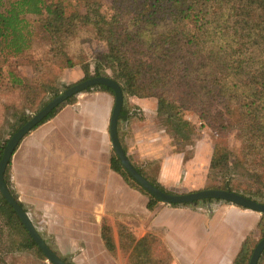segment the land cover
<instances>
[{"label": "trees", "instance_id": "trees-1", "mask_svg": "<svg viewBox=\"0 0 264 264\" xmlns=\"http://www.w3.org/2000/svg\"><path fill=\"white\" fill-rule=\"evenodd\" d=\"M72 1L79 3L82 10L67 13L60 4L45 0H0V56L17 61L29 52L33 33L27 16L37 18L54 56L62 53L61 45L78 29H88L105 44L103 59L109 65L112 77L101 73L100 68H90L89 64L67 59V69H80L82 78L79 82L105 77L118 84L124 99L154 98L157 116H165L168 124L176 119L175 129L172 130L178 136H181L179 131L182 129L190 131L191 125L181 117L184 113H194L214 135L221 134L223 130H218L212 121L222 115L224 108L226 114H231L234 102L235 107L243 113L239 120L232 122L239 136L248 140L257 138L264 144V0ZM4 85L18 88L24 97L33 91L32 82L15 73H8ZM97 89L113 97L111 89L105 86H95L85 92ZM73 98L64 103L72 102ZM217 107L219 111L211 115L213 108ZM58 108L53 109L37 126L51 118ZM26 110L32 113V105ZM29 116L24 111L16 115L9 126V136L22 127ZM128 117V110L122 105L117 135L119 123ZM228 126L226 123L219 127L223 129ZM249 135L251 138H248ZM6 143V140L0 141V159ZM263 144L261 146L264 148ZM121 148L126 155V148ZM154 162L149 161L151 164ZM9 165L3 176L4 184L10 196L22 208L11 189ZM131 165L143 177L139 168ZM227 166V154L220 153L215 147L209 171ZM110 167L126 184L148 198V210L159 202L125 172L114 152ZM144 179L159 191L173 194L154 180ZM206 190L229 191L264 204L261 194L238 191L228 184L207 185ZM0 220L8 236H19V241L12 240L16 251H35L43 257L1 194ZM263 221L264 215L260 216L256 227L260 240L264 238ZM119 237L118 245L132 246L134 257L144 249L148 251V244L158 240L147 236L136 241L124 229H120ZM101 239L105 250L112 256L115 245L109 233L103 232ZM254 247L250 237H247L231 264H248Z\"/></svg>", "mask_w": 264, "mask_h": 264}, {"label": "crops", "instance_id": "crops-1", "mask_svg": "<svg viewBox=\"0 0 264 264\" xmlns=\"http://www.w3.org/2000/svg\"><path fill=\"white\" fill-rule=\"evenodd\" d=\"M64 76L82 78L75 69ZM123 105L129 117L118 125V140L143 177L169 192L204 188L200 173L210 161L207 164L201 154L186 161L167 146L166 135L151 123L156 102L132 97ZM112 106L113 97L106 92H82L16 147L9 182L43 242L54 245L70 264H106L112 257L103 246L102 233L107 230L117 247L124 229L136 241L158 239L172 264H231L242 242L257 232L260 215L219 201L195 207L158 202L148 210V198L110 167ZM134 108L138 117L131 114ZM149 161H157L154 178L144 174Z\"/></svg>", "mask_w": 264, "mask_h": 264}, {"label": "rangeland", "instance_id": "rangeland-1", "mask_svg": "<svg viewBox=\"0 0 264 264\" xmlns=\"http://www.w3.org/2000/svg\"><path fill=\"white\" fill-rule=\"evenodd\" d=\"M45 2L58 3L67 13L71 10H77L78 12L82 10L81 5L72 0H45ZM26 19L29 20L30 29L33 33L32 47L29 52L19 57L17 61L0 56V141L2 142L4 140L7 142L11 137L9 136L11 132L9 131V126L14 121L16 115L24 111L30 115V118L57 94L80 81L79 79L70 80L64 76V72L68 70L75 69L80 72L78 67L67 69V59L72 60L74 63L89 64L90 68H100L101 73L104 72L109 77H112L109 65L103 59V55L106 52L105 44L98 41L90 30L84 28L78 29L74 36L68 39L67 42L65 40L64 44L61 45L62 53L59 56H54L51 53V46L46 35L41 32L42 29L37 23V18L27 16ZM8 73H15L26 80H30L32 82V93L24 97V94L18 88H9L4 85V80L8 76ZM55 92L57 94L53 95ZM148 99L153 100L155 104L156 100L154 98ZM41 104L43 105L41 106ZM30 105L33 108L32 113L26 110ZM233 105L231 106V114H226L224 108L221 111L222 115L217 116L215 121H212L216 128H219L218 130H223L217 136L202 125L194 113H184L181 115L182 119L191 125L190 131L185 132L184 129L179 131L181 136H178L172 130L175 129L174 124L177 122L176 119L171 121L172 125L168 124L165 116H157L156 114L153 116L151 123L166 135L168 147L175 153H182L186 161L193 160L196 154H201L208 164L211 161L215 147L218 148L220 153L225 152L227 154V167H221L214 172L209 171L208 166L201 170L200 174L202 177H205L206 181L205 187L201 190H206L207 185L228 184L238 191L245 190L264 196V148L261 146L263 143L257 138L255 140H248L239 136L232 122L239 120L243 113L235 107L234 102ZM218 111L219 107L213 108L211 115H214ZM131 114L138 117L140 113L137 112V108H134ZM226 123L229 125L228 127L223 129L219 127L224 126ZM248 138H251L250 135ZM137 165L139 164L137 163ZM150 165L148 168L143 167L146 170L144 174H147L150 178H154L157 171V162L155 161ZM171 190H173L171 192L173 194L192 193L174 192V188ZM201 190L199 189L198 191ZM206 202L213 201L197 202L195 206H201ZM104 232L106 233L107 230ZM260 238L259 232H256L250 237L251 243L255 246L260 241ZM12 240L19 241V236H15L14 234L8 236V232L4 229L0 220V264H50L45 260L43 255V257H40L35 251H16L17 247ZM153 242L150 245L148 244V251L144 249V252H140L138 255L136 253L135 257L132 254V246L128 244L117 246L111 256L112 260L106 264H172V257L162 243L158 240ZM47 246L60 259L64 260L66 264H70L66 261V258H63L61 254L55 251L54 245ZM161 257L162 259L160 260ZM257 264H264V251L261 253Z\"/></svg>", "mask_w": 264, "mask_h": 264}, {"label": "water", "instance_id": "water-1", "mask_svg": "<svg viewBox=\"0 0 264 264\" xmlns=\"http://www.w3.org/2000/svg\"><path fill=\"white\" fill-rule=\"evenodd\" d=\"M95 86H105L111 89L113 93V106L108 127L109 140L112 150L125 172L148 194L153 196L160 203L166 205L195 206L197 202L219 201L255 212L259 215L264 214L263 203L256 202L254 200L229 191L201 190L188 194H167L153 187L133 168L131 163L128 161L125 153L123 152L120 142L118 140L117 123L123 105V94L120 87L117 83H115L109 78L93 77L68 87L64 91L57 94L54 98H52L37 113L33 114L29 118V120L9 138L3 149V153L0 159V194L4 198V200L9 204V206H11V208L17 215L20 223L22 224L30 238L34 241L37 248L42 253L48 263L66 264L41 240L37 231L28 219L26 213L22 210V208L17 205L15 200L10 196L6 185L4 184L3 176L16 147L24 136H26L31 130H33L53 109H56L57 107L62 105L64 102H66V100L82 92H85L87 89H91ZM263 251L264 238L261 239L255 245L248 264H257V261Z\"/></svg>", "mask_w": 264, "mask_h": 264}]
</instances>
